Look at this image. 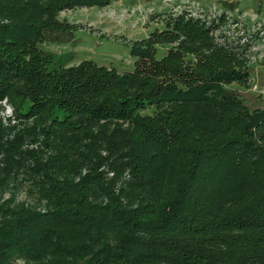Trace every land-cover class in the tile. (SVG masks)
<instances>
[{"label":"trees","instance_id":"16d2710c","mask_svg":"<svg viewBox=\"0 0 264 264\" xmlns=\"http://www.w3.org/2000/svg\"><path fill=\"white\" fill-rule=\"evenodd\" d=\"M113 1L0 0V264H264V107L227 87L246 60L175 16L131 72L49 67L60 12Z\"/></svg>","mask_w":264,"mask_h":264},{"label":"rangeland","instance_id":"374dc122","mask_svg":"<svg viewBox=\"0 0 264 264\" xmlns=\"http://www.w3.org/2000/svg\"><path fill=\"white\" fill-rule=\"evenodd\" d=\"M224 2L234 3L238 11L224 9ZM175 16L198 21L214 43L246 60L250 71L246 83L232 81L227 87L236 90L251 109L264 107V0H116L106 6H79L59 14L75 24L73 42L44 41L38 46L49 57L50 68L92 60L118 73L131 72L136 60L130 52L133 43L164 29ZM166 49L157 46L156 57L161 58ZM0 115H12L5 100L0 101ZM8 192H0V197L6 198ZM23 196L18 192L16 199Z\"/></svg>","mask_w":264,"mask_h":264},{"label":"built area","instance_id":"2783aa9c","mask_svg":"<svg viewBox=\"0 0 264 264\" xmlns=\"http://www.w3.org/2000/svg\"><path fill=\"white\" fill-rule=\"evenodd\" d=\"M166 1H168V0H166Z\"/></svg>","mask_w":264,"mask_h":264}]
</instances>
